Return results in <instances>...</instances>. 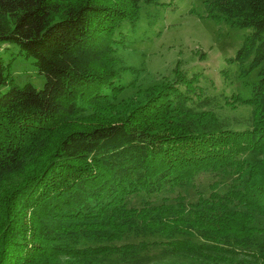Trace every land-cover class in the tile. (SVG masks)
<instances>
[{"label": "trees", "instance_id": "1", "mask_svg": "<svg viewBox=\"0 0 264 264\" xmlns=\"http://www.w3.org/2000/svg\"><path fill=\"white\" fill-rule=\"evenodd\" d=\"M153 1L0 0V51L13 42L47 76L43 88L17 84L0 54V264H139L151 247L199 264H264V0H205V17L250 29L227 57L237 79L256 70L243 80L249 96L220 98L213 78L207 90L204 72L178 62L143 99L119 98L139 80L123 82L138 70L114 55L120 26ZM222 100L251 105V126L215 121ZM205 171L211 192L187 201L180 189ZM165 190L175 201L155 203Z\"/></svg>", "mask_w": 264, "mask_h": 264}, {"label": "rangeland", "instance_id": "2", "mask_svg": "<svg viewBox=\"0 0 264 264\" xmlns=\"http://www.w3.org/2000/svg\"><path fill=\"white\" fill-rule=\"evenodd\" d=\"M205 9V0H154L153 3L142 5L136 26H130L129 20L120 26L121 42L115 43L117 49L114 55L121 58L125 65L134 66L138 70L137 73L128 68L123 74V82L127 83L135 77L139 80L134 86L119 94V98L128 99L130 96H136L143 99L144 89L160 79L173 76V67L178 62H180L179 67L188 71L189 74L197 71L204 72L200 77V82L206 85L207 90L209 87L207 82L213 78L216 88H212V92L219 96L220 92L230 94L232 91L243 95L247 92L246 95L249 96L250 88L243 80L256 79V70H252L247 78L237 79L239 66L229 63L227 57L236 55L244 35L249 33L250 29L232 27L225 21L217 22L213 18H207L204 13ZM2 47L4 50L0 51V54L4 56L5 62H12L9 71L17 84L31 82L37 88L44 87L47 76L41 74L33 57H27L21 53L20 48L13 42L4 43ZM224 69H227L225 74L222 73ZM7 87V85L0 86L4 90ZM220 98L223 97L220 96ZM252 112L251 105L239 102L233 107L222 100L212 107L211 117L218 123L227 117L228 121H238L237 124L241 126H251ZM229 117L234 119H229ZM26 174L27 172L17 177L18 181L23 180ZM217 178L221 180L218 189L226 191L235 180V175L229 172L223 176L218 175ZM214 179L215 177L208 171L201 172L187 188H181L180 191L187 201L197 200L200 192L205 194L211 192L210 187ZM176 190H165L159 195H151V198L155 203H161L165 196L175 201L174 196L178 194ZM144 198L140 193L134 194L130 205H140ZM256 217L264 221V216L259 213ZM151 248L147 253L149 258H145V261L139 264H199L198 261L196 263L182 257L161 256L158 248ZM107 263L127 264L116 260L114 256L108 259Z\"/></svg>", "mask_w": 264, "mask_h": 264}]
</instances>
